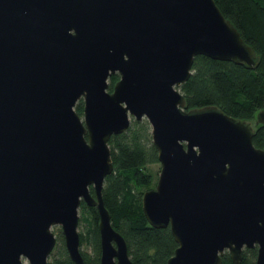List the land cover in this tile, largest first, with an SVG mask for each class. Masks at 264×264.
Masks as SVG:
<instances>
[{
    "label": "water",
    "instance_id": "water-1",
    "mask_svg": "<svg viewBox=\"0 0 264 264\" xmlns=\"http://www.w3.org/2000/svg\"><path fill=\"white\" fill-rule=\"evenodd\" d=\"M197 54L259 60L214 0H0V264H47L54 224L85 264L81 200L98 213L99 263L136 264L102 186L110 135L142 117L160 168L141 204L177 243L167 264H221L225 250L240 264L254 244L264 264V147L252 140L264 107L251 120L186 109Z\"/></svg>",
    "mask_w": 264,
    "mask_h": 264
},
{
    "label": "trees",
    "instance_id": "trees-1",
    "mask_svg": "<svg viewBox=\"0 0 264 264\" xmlns=\"http://www.w3.org/2000/svg\"><path fill=\"white\" fill-rule=\"evenodd\" d=\"M214 1L255 49L259 60L255 67L248 68L230 60L195 55L190 75L180 85L185 108L216 105L234 117L251 120L264 107V0ZM116 78V75L110 76V86ZM79 104L76 109L82 112V101ZM149 127L145 117L131 119L126 130L110 135L113 169L105 176L102 197L113 227L126 240L131 259L136 264H167L177 243L168 225L155 227L148 222L141 204L143 191L154 187L156 181L147 169L149 162L158 160ZM252 140L256 146L264 147L263 125L255 128ZM90 191L94 193L91 186ZM78 211V223L83 227L79 230L80 245L89 243L93 249L92 254L81 250L85 264H100L96 207L81 200ZM256 251V246L244 247L240 264H255ZM47 264L75 263L63 244L48 257ZM221 264H234L227 250L222 254Z\"/></svg>",
    "mask_w": 264,
    "mask_h": 264
},
{
    "label": "rangeland",
    "instance_id": "rangeland-1",
    "mask_svg": "<svg viewBox=\"0 0 264 264\" xmlns=\"http://www.w3.org/2000/svg\"><path fill=\"white\" fill-rule=\"evenodd\" d=\"M82 100H78L76 105H75V109L77 108V105L81 102ZM80 105V104H79ZM77 111V109H76ZM78 112V111H77ZM79 115L82 117L83 116V111L82 112H78ZM255 118V117H254ZM252 118V119H254ZM150 127H149V131H150ZM152 140V139H151ZM159 168H160V162L157 160V161H153V162H149L147 164V169L150 170L153 174V177H154V181L157 179V175H158V172H159ZM156 182V181H155ZM79 212V211H78ZM82 226L80 223H78V230H82ZM51 229L53 230L54 234L56 235L57 237V241H56V244L52 250V253H51V256L53 253H56L57 250H59L61 248V246L64 244V241L62 242V233H61V226L59 224H54L51 226ZM81 247V250L87 252L88 254H92L93 252V249H92V245L89 244V243H82L80 245ZM49 255V258L51 257ZM22 260L27 264L28 263V260L25 258V257H22Z\"/></svg>",
    "mask_w": 264,
    "mask_h": 264
},
{
    "label": "flooded vegetation",
    "instance_id": "flooded-vegetation-1",
    "mask_svg": "<svg viewBox=\"0 0 264 264\" xmlns=\"http://www.w3.org/2000/svg\"><path fill=\"white\" fill-rule=\"evenodd\" d=\"M112 74L117 76V78L115 79V81H116V80L119 78V74H118L117 72H115V73H111L110 76H111ZM110 76H109V78H108V82H109L108 90L111 91V90H112V87H113V84H114L115 81L113 82L112 86H110ZM254 246H256V249H257V245H256V244H254V245L251 246V247H254ZM244 247H248V246H244ZM244 247H243V248H244Z\"/></svg>",
    "mask_w": 264,
    "mask_h": 264
}]
</instances>
